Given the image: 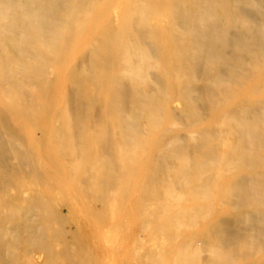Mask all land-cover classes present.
<instances>
[{"label":"bare ground","instance_id":"bare-ground-1","mask_svg":"<svg viewBox=\"0 0 264 264\" xmlns=\"http://www.w3.org/2000/svg\"><path fill=\"white\" fill-rule=\"evenodd\" d=\"M117 227L264 264V0H0V264Z\"/></svg>","mask_w":264,"mask_h":264},{"label":"rangeland","instance_id":"rangeland-1","mask_svg":"<svg viewBox=\"0 0 264 264\" xmlns=\"http://www.w3.org/2000/svg\"><path fill=\"white\" fill-rule=\"evenodd\" d=\"M141 231L140 229H131L128 232L122 227H117L114 229L92 230L85 236L86 241L100 254V264H125V262H128V264H152L151 261L150 263L145 261L144 255L146 253L150 256L154 255L162 264H169L170 262L161 261L163 253L160 247L151 242L147 244L148 247L138 243V235ZM151 238L152 236L149 235L148 240H151ZM175 255L172 260H174ZM194 255L192 263L204 264L206 260L204 253L201 258L198 256V251ZM171 262L173 263V261Z\"/></svg>","mask_w":264,"mask_h":264}]
</instances>
